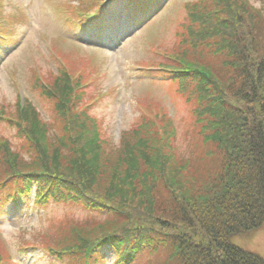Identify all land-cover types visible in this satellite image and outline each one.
Listing matches in <instances>:
<instances>
[{"label": "trees", "instance_id": "trees-1", "mask_svg": "<svg viewBox=\"0 0 264 264\" xmlns=\"http://www.w3.org/2000/svg\"><path fill=\"white\" fill-rule=\"evenodd\" d=\"M97 1L54 5L73 28ZM152 3L127 0L134 19ZM17 9L0 8L4 47L26 21ZM182 9L179 49L152 50L166 60L141 72L176 82L186 115L177 122L160 105H141L117 142L91 114L101 96L91 57L79 65L80 49L66 52L54 39L44 40L45 67L30 55L23 103L18 94L13 104L0 99V128L11 131L0 134V213L33 195L35 208L63 203L89 214H67L17 246L0 236V264H14V247L43 248L60 264H105L108 255L111 264H264L232 243L264 227V0H192Z\"/></svg>", "mask_w": 264, "mask_h": 264}, {"label": "rangeland", "instance_id": "rangeland-1", "mask_svg": "<svg viewBox=\"0 0 264 264\" xmlns=\"http://www.w3.org/2000/svg\"><path fill=\"white\" fill-rule=\"evenodd\" d=\"M55 1L57 0H0L4 13L14 12L16 8H23V4H28L32 12L30 18L33 19L32 26L25 23L19 28L20 47L15 50L5 49V56L0 58L1 100L13 104L16 94H27L30 70L26 63L30 55L38 62L37 67L46 65V52L41 44L44 37L67 36L83 47L79 54H76L77 64L88 65L91 57V64L99 72L97 81L101 96L99 103L91 109V114L102 123L105 139L117 142L122 131L132 128L140 114L145 111L141 105L150 104L152 108L160 105L166 111L169 110L177 122L185 117L184 98L179 92V85L169 77L141 72V68L166 60L152 50L172 52L179 49L180 45L175 49L173 44L175 28L184 21L185 10L182 9V2L192 0H169L168 6L154 18L151 26L144 30L142 26L133 27L134 23L128 17L129 7L125 1H121L112 6L115 11L114 19L108 18L107 22H112L113 25L105 33L80 32V38H76L78 33L77 36L70 34L69 30L74 27L70 28L64 22V17L54 7ZM175 1L182 2L178 5ZM24 34L26 36H23ZM95 45L103 47L104 50H92ZM62 49L66 52L71 50L70 46ZM0 134L8 137L11 131L0 128ZM11 139L15 143L14 138ZM33 199L32 195L29 204L20 203L21 207L17 208L6 205L0 213V236L5 235L13 246H17L20 239L27 242L26 238L34 229L54 228L56 220H64L67 214H71L73 219H88L89 213L81 207H71V213L65 212L68 207L63 203L52 204L45 209L35 208V205L31 204ZM93 215L97 216L90 214ZM232 243L259 255L264 260V227L246 236L233 237ZM14 250L21 252H11L16 264H60L56 256L49 257L43 248L25 252L27 249L19 250L14 247ZM111 261L112 256L108 255L105 264H111Z\"/></svg>", "mask_w": 264, "mask_h": 264}]
</instances>
